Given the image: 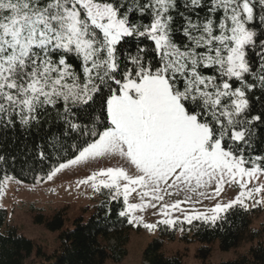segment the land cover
Returning a JSON list of instances; mask_svg holds the SVG:
<instances>
[{"label":"snow or ice","instance_id":"snow-or-ice-1","mask_svg":"<svg viewBox=\"0 0 264 264\" xmlns=\"http://www.w3.org/2000/svg\"><path fill=\"white\" fill-rule=\"evenodd\" d=\"M260 126L264 0H0V132L38 136L36 183L95 164L78 184L109 215L215 227L264 203ZM16 160L0 154V190Z\"/></svg>","mask_w":264,"mask_h":264},{"label":"rangeland","instance_id":"rangeland-1","mask_svg":"<svg viewBox=\"0 0 264 264\" xmlns=\"http://www.w3.org/2000/svg\"><path fill=\"white\" fill-rule=\"evenodd\" d=\"M95 167V164L75 165L58 173L53 181L20 184L9 182L0 190V209L5 212L4 229L15 228L18 234L30 239L34 245L33 251L25 260L26 264H41L44 260L43 255H51L60 249V231L49 229L43 222H36L37 217L41 216L42 220H45L55 212L60 213L63 217V229H71L73 220L78 217L85 220L90 215L93 205L98 200V193L86 185H79L78 181L84 179ZM256 183L253 182V185ZM258 183H264V176L259 178ZM237 191L238 186L228 187L223 194L224 200L233 198ZM251 203L249 201V204ZM211 204L212 201H205V208ZM247 212L249 220L247 228L237 244L228 250H221L218 240H214L206 245L207 255L201 256L199 250L205 246L191 239V235L186 233L187 223L178 222L171 228L161 225L152 232L142 226L130 225L125 244L126 253L118 261L107 259L103 264H143V250L155 237L160 238L162 242L161 251L166 255L180 256L181 264H216L249 256L251 247L257 244L264 245V203L254 208L249 207ZM138 215L142 216L145 222H155L159 218L153 215L151 209H145ZM173 228V238L169 239L167 233ZM184 236L188 237V240H185Z\"/></svg>","mask_w":264,"mask_h":264},{"label":"trees","instance_id":"trees-1","mask_svg":"<svg viewBox=\"0 0 264 264\" xmlns=\"http://www.w3.org/2000/svg\"><path fill=\"white\" fill-rule=\"evenodd\" d=\"M259 109V105H257ZM259 135L264 137V126ZM38 136L33 134L25 136L17 130L15 133L0 132V154L15 156V175L24 183H33V172L28 171L34 154L24 159L27 151L26 145L33 148L38 142ZM257 153L264 154V142L259 139L256 146ZM36 169H40L37 163ZM12 171L11 167L9 168ZM48 170L44 164L43 171ZM108 193L104 190L98 193V200L93 205L92 212L83 219L78 217L73 220L71 229H63V217L60 213H54L50 218L42 220L37 217L36 222H43L51 230H59L60 249L51 255H43L41 264H103L105 260L118 261L125 253V244L128 240L130 225L125 218L118 215L122 209V201L112 202V211L109 215L106 211ZM105 208H101V204ZM248 212L236 207L227 216L226 222H218L215 227L204 224L202 221H194L193 225H187L186 233L191 239L200 242L205 247L201 248V256L208 253L206 245L218 240L221 250L234 247L248 225ZM5 212L0 209V264H26L25 260L33 251L32 241L21 234L15 228L4 229ZM174 228L168 231L169 239L173 238ZM185 240L188 237L184 236ZM160 238H152L143 250V264H181L178 255H166L161 251ZM39 254V251H37ZM216 264H264V245L257 244L251 247L249 256H243L233 260L221 261Z\"/></svg>","mask_w":264,"mask_h":264}]
</instances>
